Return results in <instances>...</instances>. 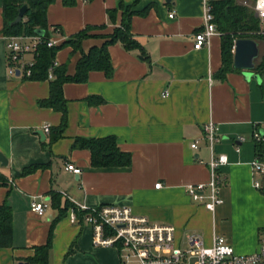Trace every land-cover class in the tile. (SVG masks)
I'll return each mask as SVG.
<instances>
[{
  "label": "crops",
  "instance_id": "obj_1",
  "mask_svg": "<svg viewBox=\"0 0 264 264\" xmlns=\"http://www.w3.org/2000/svg\"><path fill=\"white\" fill-rule=\"evenodd\" d=\"M117 1L48 3L45 27L55 44L87 24L93 26L79 40L80 49L65 44L55 51L53 58L64 63L65 72L73 74L80 53L99 45L118 23L120 9L112 21L105 10ZM144 6L145 13L129 18L140 48L112 42L107 46L110 75L89 69L85 80L61 83L66 120L60 136L51 141L59 112L37 104L48 94V79L25 78L16 67L8 70L4 35L9 34L0 29V152L5 157L0 163V203L6 202L11 213L10 244L0 246V264H37L25 257L45 240L59 213L54 204L66 201L74 206L126 204L151 221L172 223L180 247L186 246L189 234L209 244L220 233L238 253L255 249L264 228V194L252 185L250 134L254 123L264 125V72L245 75L233 67L221 78L215 75L221 59L218 33L206 45L192 46L191 35L202 24L201 0H137L130 9ZM170 10L172 16L167 15ZM21 58L33 60L30 52ZM207 120L216 123L220 139L214 148L227 159L221 166V201L213 210L183 190L186 182L208 178L205 145H188L201 135V123ZM106 134H113L116 146L129 152L128 165H91L89 149L72 145L76 137ZM65 162L78 165L79 171L71 172ZM31 164V171L20 172ZM156 181L159 185L153 186ZM32 198L46 202L43 213L29 210ZM72 205L51 225L48 264H118L115 247L94 245L90 226L80 218L70 221Z\"/></svg>",
  "mask_w": 264,
  "mask_h": 264
},
{
  "label": "built area",
  "instance_id": "obj_2",
  "mask_svg": "<svg viewBox=\"0 0 264 264\" xmlns=\"http://www.w3.org/2000/svg\"><path fill=\"white\" fill-rule=\"evenodd\" d=\"M241 2L250 5L258 22L263 25V29L259 31L264 33V0ZM201 6V27L191 35L194 48L206 45L211 34L218 33L212 20L210 0H201ZM167 15L172 16L173 11L170 10ZM4 38L8 70L11 72L12 68L16 67L20 74L27 76L33 60H24L21 56L27 52H35L40 35L11 33L4 35ZM45 42L47 45L55 44L53 38H47ZM52 64H56V61L53 60ZM47 75L49 77L52 75L50 70L47 71ZM47 128L45 123L43 129ZM200 129L201 135L189 139L188 145L192 149L199 146V141L205 145L208 178L199 182H186L183 190L193 201L213 210L221 201L218 187L224 181L221 166L227 159L224 152L216 151L214 148V143L220 139L216 123L211 120L204 121ZM251 135L258 138L255 130L251 131ZM237 139L241 140L242 137L238 136ZM64 165L73 173L79 171L78 165L69 162H65ZM250 165L251 172L259 176H253L252 185L259 188L264 178V159L253 156ZM159 183L156 181L153 186H158ZM45 206V201L36 198L29 202V210L38 214L43 213ZM74 207L76 210H85L80 219L90 226V240L94 245L115 247L118 264H264V231L258 233L257 245L248 253L234 251L220 233L213 234L209 244H205L197 234H189L186 246L181 248L174 237L172 223L151 221L144 213H136L126 204L101 202L87 206L78 203ZM69 210L70 221L77 222L75 210L72 207Z\"/></svg>",
  "mask_w": 264,
  "mask_h": 264
},
{
  "label": "trees",
  "instance_id": "obj_3",
  "mask_svg": "<svg viewBox=\"0 0 264 264\" xmlns=\"http://www.w3.org/2000/svg\"><path fill=\"white\" fill-rule=\"evenodd\" d=\"M51 1L53 0H2V23L0 27L3 34L33 33L34 28H43L35 52L32 53L33 61L29 65V73L27 76H22L25 78L48 79V94L44 98L37 99V104L40 106H49L59 112V123L54 131L50 133L49 141L60 136L61 129L66 120L64 97L62 96V88H60L61 83L63 81L85 80L89 69H98L103 71L105 75H110L112 71L110 57L107 51L108 44L118 41L127 49L134 47L140 48V43L137 39L133 38L130 32L129 18L133 13L142 14L147 10V6L139 10L130 9V5L137 0H132L131 4H123L121 0H118L115 6L105 8L107 18L110 21L114 19L116 11L120 9L118 23L105 35L99 45L91 44L86 51L80 53L74 65V73L69 74L65 72L64 63L52 64L54 53L58 47L65 44H69L72 49H80L79 40L87 36L88 29L93 26L87 24L86 27L73 32L72 35L64 38L57 44L47 45L45 40L48 38L49 32L45 27L44 11ZM74 1L61 0L66 5H71ZM22 4L25 5L23 15L19 20L12 22V19L16 15L17 7ZM210 6L212 20L220 36L219 52L221 59L215 75L221 78L228 69L233 68L231 66L233 41L235 38L241 37H251L258 42L259 52L254 59L252 70L257 74L264 72V33L259 31V22L250 5L242 3L241 0H210ZM48 70L52 73L50 77L47 75ZM87 99L89 101V97ZM252 127V130L258 133V138L250 134L253 143V154L256 158L264 159V125L254 123ZM73 144H78L89 149V163L91 165L108 167L123 166L130 163L129 152L120 150L116 146L115 136L113 134L91 136L90 138L76 137L72 141ZM33 167H35L34 164L25 166L20 172H29ZM259 190L264 194V178ZM55 195V193H51V196L54 197ZM68 204L72 205V203L67 201L62 206L54 204L59 209V213L50 222V228L43 243L33 245V253L25 257L27 261H35L37 264H48L47 253L50 246L51 225L59 215L63 214V209ZM72 208L75 210L78 219L85 211L84 209L76 210L74 205H72ZM10 215L8 204L1 201L0 246L10 244ZM259 230L264 231V228Z\"/></svg>",
  "mask_w": 264,
  "mask_h": 264
},
{
  "label": "water",
  "instance_id": "obj_4",
  "mask_svg": "<svg viewBox=\"0 0 264 264\" xmlns=\"http://www.w3.org/2000/svg\"><path fill=\"white\" fill-rule=\"evenodd\" d=\"M25 10V5L22 4L17 7L16 15L12 19V22L17 21L23 15V11ZM34 32L41 35L43 32V28L36 27L34 28ZM232 58L231 65L232 67L243 69L245 75L251 74L254 59L257 57L259 52L258 50V42L251 37H241L235 38L232 45ZM254 77H257V74H253ZM5 157L0 152V163H4Z\"/></svg>",
  "mask_w": 264,
  "mask_h": 264
},
{
  "label": "rangeland",
  "instance_id": "obj_5",
  "mask_svg": "<svg viewBox=\"0 0 264 264\" xmlns=\"http://www.w3.org/2000/svg\"><path fill=\"white\" fill-rule=\"evenodd\" d=\"M258 25H259V29H263V25H261L260 23ZM50 37H51V35H50ZM254 176L259 177L257 174H255ZM205 244H207V243H205ZM180 245H181V248H184L185 247V244L184 243H181Z\"/></svg>",
  "mask_w": 264,
  "mask_h": 264
}]
</instances>
